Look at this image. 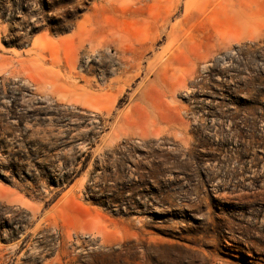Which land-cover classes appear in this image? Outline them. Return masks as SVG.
I'll use <instances>...</instances> for the list:
<instances>
[{
	"label": "rangeland",
	"instance_id": "rangeland-1",
	"mask_svg": "<svg viewBox=\"0 0 264 264\" xmlns=\"http://www.w3.org/2000/svg\"><path fill=\"white\" fill-rule=\"evenodd\" d=\"M0 264H264V0H0Z\"/></svg>",
	"mask_w": 264,
	"mask_h": 264
},
{
	"label": "trees",
	"instance_id": "trees-1",
	"mask_svg": "<svg viewBox=\"0 0 264 264\" xmlns=\"http://www.w3.org/2000/svg\"><path fill=\"white\" fill-rule=\"evenodd\" d=\"M41 168L44 171L47 170L46 167H41ZM62 169H63V175H62L61 178H58V180H56V182H57L56 184H57V186H60V187H62V186L68 187L75 180V178L77 177V171L75 169H71V170H68V171H67L66 168H62ZM13 174L16 176L18 174V171H15ZM43 178H45L44 173L39 175V179H43ZM50 200L48 202H46L45 204H48L50 202ZM53 200H51V201H53Z\"/></svg>",
	"mask_w": 264,
	"mask_h": 264
}]
</instances>
